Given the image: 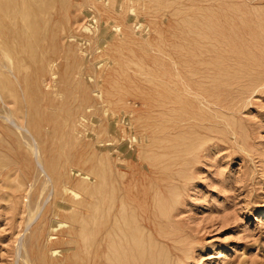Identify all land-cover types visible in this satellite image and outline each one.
<instances>
[{"label":"rangeland","instance_id":"1","mask_svg":"<svg viewBox=\"0 0 264 264\" xmlns=\"http://www.w3.org/2000/svg\"><path fill=\"white\" fill-rule=\"evenodd\" d=\"M1 4L0 264H103L118 220L148 227L136 264H264V0ZM218 65L248 71L220 88L234 111L176 136L174 98L213 115L177 83L206 90Z\"/></svg>","mask_w":264,"mask_h":264},{"label":"bare ground","instance_id":"2","mask_svg":"<svg viewBox=\"0 0 264 264\" xmlns=\"http://www.w3.org/2000/svg\"><path fill=\"white\" fill-rule=\"evenodd\" d=\"M247 3H248V1H247ZM248 5H250V4H248ZM0 6H2V4L0 5ZM251 7V6H250ZM256 7V6H255ZM250 9V8H249ZM254 10V9H253ZM253 10H252V12H253ZM243 11V10H242ZM258 11V10H257ZM257 11H255L254 13H256ZM245 13V12H244ZM247 13V12H246ZM253 13V14H254ZM258 13H261L260 11H258ZM239 14V13H238ZM237 14V15H238ZM252 14V15H253ZM241 15V14H240ZM261 15V14H260ZM242 17H243V15H241ZM256 16H258L257 14H256ZM262 16V15H261ZM264 16V15H263ZM262 16V17H263ZM244 17H246V16H244ZM236 18H238V17H236ZM237 20V19H236ZM243 20V19H242ZM244 21H246V19H244ZM253 23L254 22H250L249 24L247 23V25L246 26H249L248 27V29H251V27H252V25H253ZM254 27V26H253ZM240 30H241V28H240ZM254 31V30H253ZM238 32V31H237ZM236 33V32H235ZM253 34H251V33H248V34H250L251 35V37L249 36V38L250 39H253V38H255V36H257V34H255L254 32H252ZM234 36H237V37H235V38H237V39H243V37L245 36H243V34H242V32L240 31L239 33H237V35H234ZM246 37V36H245ZM224 39H226V38H224ZM231 39V38H230ZM229 40V39H228ZM227 41V40H226ZM210 42V41H209ZM251 43V42H250ZM217 47V46H216ZM256 48V47H255ZM257 48H259V47H257ZM261 48V47H260ZM220 50V49H219ZM240 51V50H239ZM208 52V51H207ZM236 52V51H235ZM262 52V51H261ZM234 53V52H233ZM264 53V52H263ZM4 54V53H3ZM7 54H8V52H7ZM10 54V53H9ZM236 55L235 56H239V57H242V56H244V55H241V54H245L244 52H236L235 53ZM6 55V54H5ZM246 55V54H245ZM247 57H248V55H247ZM9 58V57H8ZM12 58V55L10 56V60H12L11 59ZM14 60V59H13ZM14 65V64H13ZM16 65H18L17 63H16ZM209 65V64H208ZM236 66V65H235ZM235 66H234V68H235ZM244 66V65H243ZM243 66H241V67H239V68H237V72H235L233 75H231V74H229L228 73V71L223 67V66H220V65H218L217 67H216V70H215V76L213 77V75H212V72H210L206 77L207 78H209V81H207L206 82V85H207V89L206 90H203V89H200V88H198V87H196L194 84H192V83H190V84H188L187 83V81L185 80V81H181V82H183V84H184V86H180V84L179 83H177V85L180 87V88H182L183 89V91H185V92H187V94L188 95H186V100L189 102V103H191L192 105H193V107H195V108H197V109H201V111H206V112H208V113H212L213 115H210V116H207V115H204V114H202L201 112V114L200 113H196L195 111V113L193 112V115H185V118L183 119L182 117H181V115H180V98H174V105H173V130L175 131L174 133H177V134H175L176 136L178 135V132L180 131V129H181V127H183V123L185 122V124H189V127H192V128H194L195 130H198V128L202 125V122H204V120H208V121H213V122H216V123H218L219 121H218V118H224L225 120L227 119L226 118V116H227V114L229 113L230 114V112H233L234 111V107L233 106H231V105H229L228 103H227V101H225V98H223V89L222 90H220V88L221 87H223V88H226V89H229L228 91H230L231 90V88H234L235 86H237V85H239L240 83H239V81L241 80L242 81V79H247L249 76L247 75V73H248V71L245 69V68H243ZM250 66V65H249ZM210 69L211 68H209L208 70L210 71ZM225 72H226V74H227V76H225L226 74H225ZM234 72V71H233ZM203 78V77H202ZM183 80V79H182ZM178 82V81H177ZM202 82V81H201ZM185 83H186V85H185ZM202 83H204V82H202ZM207 83H209V84H207ZM191 95V96H190ZM215 95V96H214ZM177 96V95H176ZM214 96V97H213ZM196 100V101H195ZM182 101V100H181ZM186 102V101H185ZM192 109V108H191ZM210 111V112H209ZM187 112V111H186ZM187 114H189V113H187ZM228 123H229V121H228ZM230 125H231V123H229ZM181 133H183V132H181ZM186 135V134H185ZM175 137V136H174ZM184 138V137H183ZM186 138V137H185ZM186 140V139H185ZM176 141V140H175ZM177 144V143H176ZM178 145V144H177ZM174 147H175V144H174ZM178 147V146H177ZM94 170V169H93ZM111 177V176H110ZM163 183V182H162ZM96 185V184H95ZM153 189V188H152ZM151 189V190H152ZM156 189V188H155ZM78 190H80V189H78ZM98 190H99V188H98ZM156 192H158V191H156ZM87 193V192H86ZM97 193H98V195H99V191H97ZM84 194V193H83ZM155 194V193H154ZM160 194V193H159ZM158 194V195H159ZM162 194V193H161ZM61 195V194H60ZM79 195V194H78ZM157 195V196H158ZM94 196V197H93ZM95 196H96V192H95V189L92 191V197L94 198V202L91 204V208H92V210H91V212L93 211V212H95L96 213V210H97V208L99 209V210H101V208H99L98 206H100V207H102L101 205H99L100 203H99V201L97 202V200H95ZM101 196V195H100ZM20 197V196H19ZM89 197H91V195L89 196ZM103 197V196H102ZM161 197V196H160ZM93 198H92V200H93ZM100 198V197H99ZM98 198V199H99ZM159 198V197H158ZM162 198V197H161ZM122 199H123V197H122ZM154 199H155V197H154ZM100 200V199H99ZM121 200V199H120ZM143 200V199H142ZM167 200V199H166ZM91 201V200H90ZM106 201H107V198H106ZM105 201V202H106ZM72 202V201H71ZM102 202H104V201H102ZM122 202V201H121ZM158 203V202H157ZM156 203V204H157ZM159 203H160V201H159ZM163 203V202H162ZM162 203H160L161 204V206H160V208L162 207V206H164V205H162ZM164 203H165V199H164ZM102 204V203H101ZM106 204H107V202H106ZM75 205V204H74ZM77 205H78V203H77ZM105 206V205H104ZM153 206H155V205H153ZM119 207V206H118ZM120 207H121V205H120ZM86 208V207H85ZM88 209H89V207H87ZM90 208V209H91ZM109 208V207H108ZM111 208V207H110ZM160 208L158 209V210H160ZM163 209H164V207H162ZM89 209V210H90ZM99 210H97V212L99 211ZM104 210H106L105 208H104ZM112 210V209H111ZM118 210V209H117ZM162 210V209H161ZM87 211V210H86ZM102 211H103V208H102ZM101 211V212H102ZM134 211V210H133ZM153 211V210H152ZM163 211V210H162ZM167 211H168V209H167ZM111 212V211H110ZM120 212V211H119ZM151 212V211H150ZM156 214H158L157 213V211H154ZM89 213V212H88ZM145 213V212H144ZM164 213H165V209H164ZM163 213V214H164ZM168 213V212H167ZM148 214V213H147ZM161 214V213H160ZM163 214H161V216L163 215ZM95 215H98V214H95ZM108 215H110V214H108ZM115 215V214H114ZM117 215V214H116ZM136 215V214H135ZM144 215V214H143ZM131 216H132V214H131ZM131 216H129V217H131ZM161 216L160 217H158V216H156L157 218H158V222L160 223V220H162L161 219ZM96 217V216H95ZM110 217V216H109ZM134 216H132V218H133ZM144 217V216H143ZM146 217H147V215H146ZM165 217V216H164ZM167 217V216H166ZM125 218V217H124ZM112 219V218H111ZM127 219V218H126ZM144 219V218H143ZM142 219V220H143ZM108 220V219H107ZM115 220H117V218H115ZM122 220V219H121ZM130 220V219H129ZM132 220H134V218L132 219ZM145 221H147L146 219H144ZM153 220V219H152ZM157 220V219H156ZM92 221V220H91ZM114 221V220H113ZM131 221V220H130ZM110 222H111V220H110ZM128 222V221H127ZM154 222V224L155 223H157L156 221H153ZM107 223V221L105 222V224ZM151 223H152V221H151ZM135 224V223H134ZM149 224V223H148ZM147 224V225H148ZM111 225V224H110ZM112 225L113 226H109V228H106L107 229V231L104 233V235L102 236V241H99L100 242V245H101V242H102V246L104 247V246H106V248L103 250L102 248H101V250H99L98 249V251H97V253H96V256L98 257V258H102L103 259V264H105V261L107 262V264H133V262H134V260L136 259V257H134L135 259L134 260H130L131 258H132V250H133V248L135 247V245H137L138 246V244H139V252H138V254H139V256L138 255H136V256H138L139 257V259H141L142 258V256H144L145 254H144V252H145V248H143V246H142V242H141V236H140V234H141V230H143V226H145V225H143V226H141L140 224H139V232H140V234H138L139 235V241H138V239H137V237L136 236H134L133 238H130V237H128V235L129 234H127L128 232H129V230L127 231V233L125 232V230L124 229H126L125 227V225L126 224H124V223H122V222H119V220L115 223V225H114V223H112ZM158 226H159V224H157ZM161 225V224H160ZM108 226V225H107ZM137 225H135V227H136ZM82 227V226H81ZM134 227V228H135ZM94 228H96V227H94ZM144 228H148V227H144ZM84 229V228H83ZM104 229V228H103ZM150 229V228H149ZM161 229H162V227H161ZM165 228H163V230H164ZM90 230V229H89ZM123 230H124V232L127 234L126 236H119V232L121 233V232H123ZM127 230V229H126ZM130 230H132V229H130ZM156 230V229H155ZM163 230L161 231V233L162 234H164V232H163ZM94 232V231H93ZM97 232V231H96ZM134 232H135V230H134ZM145 232V231H144ZM148 232V231H147ZM130 233V232H129ZM137 233V232H136ZM146 233V232H145ZM144 233V234H145ZM100 234V233H99ZM143 234V235H144ZM147 234V233H146ZM166 234H168V233H166ZM101 235V234H100ZM122 235H124V233H122ZM133 235V234H132ZM135 235V234H134ZM153 235V234H152ZM78 236V235H77ZM80 236L82 237L83 236V234H82V231H80ZM95 236H96V234H94V237H91V238H95ZM150 236L151 235H149V237L148 236H146L147 237V239L148 238H150ZM145 237V238H146ZM153 237V236H152ZM158 237V236H157ZM90 238V240H93V239H91ZM144 239V238H143ZM151 239L152 238H150V242H153V240L151 241ZM157 239V238H156ZM96 240H98V237H97V239ZM100 240V239H99ZM83 241V240H82ZM81 241V242H82ZM145 241H146V239H145ZM80 242V240L77 242V248L78 247H83V243H85V244H87L88 245V243H87V241H85V242H83V243H81ZM94 242V241H93ZM147 242V241H146ZM148 242H149V240H148ZM96 243V242H95ZM134 243H135V245H134ZM150 244V247L149 248H151V243H149ZM95 245V244H94ZM96 245H97V243H96ZM93 246V245H92ZM147 246V245H146ZM88 247H90V245L88 246ZM96 247V246H95ZM135 248H137V247H135ZM88 249V248H87ZM145 249V250H144ZM78 250V249H77ZM137 250H135L134 251V253L137 251ZM149 250V249H148ZM89 251V250H88ZM92 251V250H91ZM94 252V251H93ZM150 252L152 253L153 251H152V249L150 250ZM147 253H149V251L147 252V250H146V254ZM153 255V254H152ZM155 255V254H154ZM149 256V255H148ZM147 256V257H148ZM146 259H148L146 256H144ZM143 257V259L142 260H144L145 258ZM150 258H151V256H150ZM138 259V258H137ZM137 259L135 260V264H136V261H137ZM145 259V262L147 263V262H149V260L147 261ZM151 261L153 260V257H152V259H150ZM154 260H156V259H154ZM77 261H79V264H84V259L81 257V258H79V260H77ZM139 262V261H138ZM141 262V264H142V261H140ZM153 262V261H152ZM89 263V262H88ZM145 264V263H144ZM151 264V263H150ZM153 264V263H152Z\"/></svg>","mask_w":264,"mask_h":264}]
</instances>
